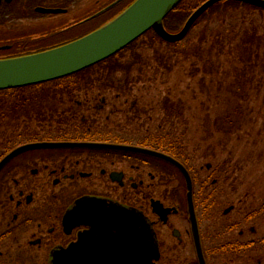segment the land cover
<instances>
[{
	"label": "flooded vegetation",
	"instance_id": "obj_1",
	"mask_svg": "<svg viewBox=\"0 0 264 264\" xmlns=\"http://www.w3.org/2000/svg\"><path fill=\"white\" fill-rule=\"evenodd\" d=\"M135 1L0 0V60L87 37ZM132 86L64 80L0 94V264H143L145 235L158 254L153 264H200L185 177L126 147L165 154L189 171L205 264L254 243L240 240L249 235L237 224H223L233 205L213 216L222 193L206 192L218 179H197L187 149L175 152L156 132L136 130L143 113ZM46 143L60 146L28 148Z\"/></svg>",
	"mask_w": 264,
	"mask_h": 264
},
{
	"label": "rangeland",
	"instance_id": "obj_2",
	"mask_svg": "<svg viewBox=\"0 0 264 264\" xmlns=\"http://www.w3.org/2000/svg\"><path fill=\"white\" fill-rule=\"evenodd\" d=\"M245 29L257 31L263 37L260 50L253 53L251 61L244 62L238 52H229L226 41L227 47L219 58V72L214 73H208L194 58L186 60L183 56L173 59L170 71L159 68L153 59L154 50H168L166 45L144 46V57L150 62L145 67L147 74L133 84L130 97L140 99L143 113L142 125L136 130L142 135L148 129L155 134L159 133L157 130L170 131L177 145L180 140L187 148L189 166L196 178L218 179V187L206 192L207 196L217 193V197L222 193L217 199L216 211H211L213 216H218L220 211L222 215L233 205L223 224L237 223L238 231L245 230L249 235L240 240L258 241L264 237V11L248 5L242 10L229 9L202 22L182 43L198 44L205 35L204 48H209L215 36H233ZM147 39L144 37L138 42L142 45L149 41ZM124 58L127 61L131 57L125 53ZM137 74L131 73L133 77ZM127 76L117 69L110 80L125 81ZM93 80H97L96 75ZM167 98L180 104L183 111L182 116L175 118L173 126L163 110ZM208 164L211 165L209 170L206 169ZM206 201L198 190L200 211L204 210L202 204ZM252 228L255 232L250 235ZM232 235L230 238L236 239L238 232ZM256 248L261 250L252 247L236 258L232 255L234 261L230 262L232 256L229 255L223 256L221 262L264 264V249L259 245Z\"/></svg>",
	"mask_w": 264,
	"mask_h": 264
},
{
	"label": "water",
	"instance_id": "obj_3",
	"mask_svg": "<svg viewBox=\"0 0 264 264\" xmlns=\"http://www.w3.org/2000/svg\"><path fill=\"white\" fill-rule=\"evenodd\" d=\"M182 1L136 0L119 17L87 37L39 54L2 59L0 60V91L49 83L83 72L119 54L149 31H154L165 42H181L201 17L220 3L237 1L264 9V0H208L194 11L180 32L170 33L165 28L164 21ZM59 146V144L46 143L29 145L28 148ZM124 149L164 160L183 174L187 183V201L198 258L200 264H205L198 236L193 183L189 171L177 160L165 154L134 147ZM144 230L146 231L145 224ZM155 259H158L157 251L148 245L145 235L143 264H153Z\"/></svg>",
	"mask_w": 264,
	"mask_h": 264
},
{
	"label": "trees",
	"instance_id": "obj_4",
	"mask_svg": "<svg viewBox=\"0 0 264 264\" xmlns=\"http://www.w3.org/2000/svg\"><path fill=\"white\" fill-rule=\"evenodd\" d=\"M206 1L208 0H183L178 5V7L165 19L164 25L167 31L170 33L180 32L188 18L194 13L196 9H198ZM247 5L248 4H242L241 2L237 1L224 2L216 5L196 22L189 35H191L194 28L198 27L202 22H208L214 16L224 14L229 9L239 8L242 10V8L244 9V7H247ZM248 6L257 8L251 5ZM261 10L264 11V9ZM144 37H148L147 40L149 41H146L142 45L139 44L138 41L143 40ZM139 40L135 41L133 44H131L129 47H127L124 51L120 52L116 56L81 73L57 81L93 80V75L97 76V80H110L111 75L115 73L117 69H119V71H123L128 75L125 78V81H127L128 83L131 82L133 84L137 83L142 79L144 74H147L145 73V67H147L150 63H148V61L144 57L146 51L144 49V46L154 48L156 44H159V47H162V45H166V47L168 48V50H161L160 48H156L154 50L153 59L157 62L159 68H164L170 71L174 63L173 59L176 58V60H178V57L183 56L186 60H188L189 58H194L195 61H197L198 63H202L208 73L219 72V58L221 53L224 52V49L227 47L226 41L228 42L229 52L233 54H235V52H238V57L242 61L248 62L252 60L253 53L260 50V47L263 42V37H261L257 31L250 32L249 30L245 29L242 33H237L233 36H215L209 48H204V42L206 40L205 35L201 37L198 44L189 46L183 45V41L177 43L165 42L154 31H149L142 37V39L140 38ZM140 45L141 47H139ZM125 53H129V56L131 57L127 61H125L124 58ZM132 72L138 73V76L133 77L131 75ZM91 73H93L92 76ZM107 73H111V75L108 76ZM5 92L7 91L0 92V94H3ZM181 109V105L171 101L170 98H167L165 100L163 104V110L166 115V120H169V124H171V126L175 125V118H179L183 115V111ZM160 132L157 133L155 137H157L160 141H171L172 144L175 146H173V148H175L173 149L175 152H179V148L182 150L187 149L186 146H184V144L179 139L178 145L176 144V142L172 139V133L170 131L166 133H163V131L161 133ZM236 224L237 223H232L229 225L232 226V228H235ZM237 225L239 226V224ZM257 245L261 246L262 249H264V237L258 241H254V243L250 244L249 246H246L245 244V246L239 245L235 249L233 247H230L229 249H234L235 251H238L240 255V253L242 254L244 251H251L250 249L252 247H254L255 250L259 249L258 251H260V248H256ZM231 246H233V244H231Z\"/></svg>",
	"mask_w": 264,
	"mask_h": 264
}]
</instances>
